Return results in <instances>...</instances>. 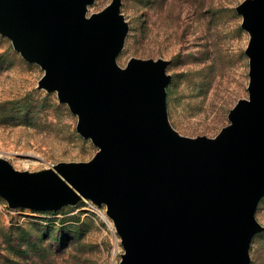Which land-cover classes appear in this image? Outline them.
Returning a JSON list of instances; mask_svg holds the SVG:
<instances>
[{"label": "water", "instance_id": "1", "mask_svg": "<svg viewBox=\"0 0 264 264\" xmlns=\"http://www.w3.org/2000/svg\"><path fill=\"white\" fill-rule=\"evenodd\" d=\"M0 0V32L46 69L43 87L79 115L99 147L87 162L19 172L0 158V194L10 206L106 203L126 250L122 264H248L264 195V0L239 11L252 34L249 99L216 138H187L166 112L163 62L116 57L128 27L113 0ZM86 4V5H85Z\"/></svg>", "mask_w": 264, "mask_h": 264}, {"label": "rangeland", "instance_id": "2", "mask_svg": "<svg viewBox=\"0 0 264 264\" xmlns=\"http://www.w3.org/2000/svg\"><path fill=\"white\" fill-rule=\"evenodd\" d=\"M113 0H94L86 17ZM246 0H120L128 32L116 57L163 62L166 112L187 138H216L249 99L252 39L239 11ZM0 32V158L19 172L87 162L99 147L77 129L79 115L43 87L46 69ZM248 264H264V195ZM126 250L106 203L82 198L58 208L12 207L0 194V264H122Z\"/></svg>", "mask_w": 264, "mask_h": 264}, {"label": "bare ground", "instance_id": "3", "mask_svg": "<svg viewBox=\"0 0 264 264\" xmlns=\"http://www.w3.org/2000/svg\"><path fill=\"white\" fill-rule=\"evenodd\" d=\"M86 9H88V5H86ZM120 68H121V70H124L125 69V68H122V67H120ZM57 90L60 91V88H58Z\"/></svg>", "mask_w": 264, "mask_h": 264}]
</instances>
